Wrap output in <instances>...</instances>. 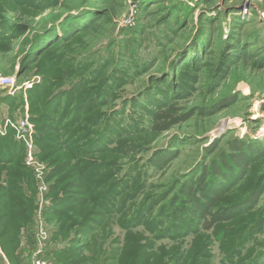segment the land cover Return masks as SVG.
<instances>
[{
	"label": "rangeland",
	"instance_id": "rangeland-1",
	"mask_svg": "<svg viewBox=\"0 0 264 264\" xmlns=\"http://www.w3.org/2000/svg\"><path fill=\"white\" fill-rule=\"evenodd\" d=\"M0 74V264H264V0H0Z\"/></svg>",
	"mask_w": 264,
	"mask_h": 264
},
{
	"label": "trees",
	"instance_id": "trees-1",
	"mask_svg": "<svg viewBox=\"0 0 264 264\" xmlns=\"http://www.w3.org/2000/svg\"><path fill=\"white\" fill-rule=\"evenodd\" d=\"M56 27L55 25L52 26L51 28H48L46 29L45 31H43L42 33L44 34H40L39 35V38L42 37L43 35L49 33L50 31H52V29ZM29 56H27V54L25 56H23L21 58V61H20V64H23L25 63L26 59L28 58ZM44 88L45 89V86L43 87H38V88H33L31 90H29V95H31L32 97H38L39 95V92L40 90ZM43 91V89H42ZM10 135V134H9ZM5 137V138H0L1 142H0V164H8L9 162L12 161V158L13 157H18L19 156V152L21 153V146H18L17 144L15 143H12L11 140H10V137ZM248 148V146H246V144L244 145L243 142H232L231 145H230V149L232 150V158H234L233 160V164L236 166L234 171L233 172H244L243 170V162H245L244 160V151L245 148ZM261 148L257 147V146H254L252 147L251 149V153L253 157H255L257 160L261 159L262 157H264V144L263 146H260ZM243 154V155H242ZM255 159V160H256ZM227 160H224V163L222 164V168L223 170L225 171H228L229 169V163L226 162ZM216 170L215 173H216V177L219 178V174L221 173V170L219 169H214ZM200 186H204L203 184H201ZM186 187L188 188L187 192L189 196H194V187L190 184H186ZM221 189V187L219 188ZM202 194L205 195V197L208 199L209 202V208H213L215 206V204L217 203L218 199H219V196H218V193H217V196L214 195L213 193H211V190H210V186L209 187H201L200 188ZM221 191V190H219ZM262 195V190H261V186L260 187H257L255 190H253L248 196L247 198L245 199V202L242 203V205H247L248 203H257L258 202V199L261 197ZM240 206V205H238ZM205 215V212L204 211H200L199 212V215L198 217L200 218H203ZM223 220H225V217H224V214L222 212H219L217 214H215V216H213V221H207L205 223V229L206 230H211L214 226V224L218 223V222H222Z\"/></svg>",
	"mask_w": 264,
	"mask_h": 264
},
{
	"label": "built area",
	"instance_id": "built-area-1",
	"mask_svg": "<svg viewBox=\"0 0 264 264\" xmlns=\"http://www.w3.org/2000/svg\"><path fill=\"white\" fill-rule=\"evenodd\" d=\"M0 87L4 89L8 88L13 93L19 92L21 90L27 93L28 90L33 89L34 84L33 82H25L22 84V87H20L18 85V81L16 77L13 76L4 77L3 75L0 74ZM7 127L16 131L18 141H20L21 144L26 145L25 146L26 149L30 151L31 144L29 142V139L31 136V128L27 119H23L22 121H12L8 119L5 128ZM38 264H42V263L38 262Z\"/></svg>",
	"mask_w": 264,
	"mask_h": 264
}]
</instances>
